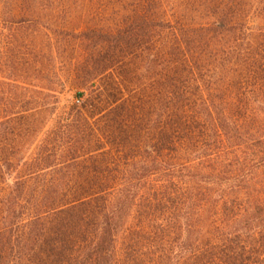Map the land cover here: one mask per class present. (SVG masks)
Returning a JSON list of instances; mask_svg holds the SVG:
<instances>
[{"label":"trees","instance_id":"trees-1","mask_svg":"<svg viewBox=\"0 0 264 264\" xmlns=\"http://www.w3.org/2000/svg\"><path fill=\"white\" fill-rule=\"evenodd\" d=\"M0 264H264V0H0Z\"/></svg>","mask_w":264,"mask_h":264}]
</instances>
